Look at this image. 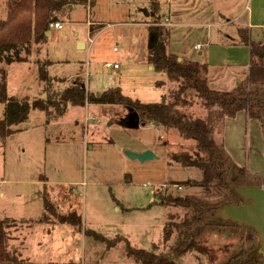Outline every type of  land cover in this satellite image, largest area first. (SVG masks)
Masks as SVG:
<instances>
[{"label": "rangeland", "instance_id": "obj_1", "mask_svg": "<svg viewBox=\"0 0 264 264\" xmlns=\"http://www.w3.org/2000/svg\"><path fill=\"white\" fill-rule=\"evenodd\" d=\"M7 8L6 0H0V21L6 19ZM248 15L255 25H264V0H87L86 7L77 6L60 18L62 30L50 29L43 45L31 46L25 63H0L6 72V95L28 102L45 99L36 64L40 62L50 64L51 78L83 80L88 98L118 90L132 102L166 104L177 85L149 64L153 37L148 27L163 31L156 40L165 53L206 65L211 90L249 95L260 88L249 76L244 41L263 43L264 30L248 29ZM77 43H83L82 48ZM193 102L185 109L187 116L208 124L214 146L237 168L232 173L238 179V186L231 187L233 198L227 190L216 189V182L191 186L202 181L203 172L184 168L181 156L197 152V144L184 141L174 130L123 128L119 122L128 111L88 100L49 125L41 112L32 111L28 123L0 140V217L22 223L9 231V247L26 264H140L126 257L127 244L168 256L174 264H209V258L194 252L174 256L176 229L169 243L163 242L167 223L180 225L193 215L192 209L176 207L169 198H189L216 209V227L205 228L197 238L215 253L213 264H225L241 251L256 254L257 233L218 215L249 203L237 189L264 190V120H250L242 112L234 120L221 121L217 107L211 112L201 101ZM2 115L0 105V120ZM125 152H150L155 159L139 163ZM46 194L59 213L80 217L81 233L50 215L37 222ZM84 231L119 243L107 248L85 237Z\"/></svg>", "mask_w": 264, "mask_h": 264}, {"label": "trees", "instance_id": "obj_2", "mask_svg": "<svg viewBox=\"0 0 264 264\" xmlns=\"http://www.w3.org/2000/svg\"><path fill=\"white\" fill-rule=\"evenodd\" d=\"M6 2L7 17L0 21V63L7 66L13 63H25L27 56H30L31 46L43 45L46 41L45 34L49 33L52 25L57 24L66 14L70 16L75 7L87 6V0H6ZM148 32L153 37L152 49L149 50V64L154 71L165 73L168 80L177 85V89L169 95L168 103L145 105L138 101L132 102L123 97L118 90H111L100 96L91 95L88 98L83 80L76 78L67 82L51 78L47 74L50 64L42 65L36 62L39 81L46 98L34 99L32 102L8 98L6 72L0 70V105L3 106L0 140L4 142L9 136L18 132L19 126L28 122L32 111L41 112L46 119V125H49L60 120L69 108H82L87 100L91 105L122 108L128 111L127 116L119 122L123 128L137 129L153 125L165 130H174L184 141L195 142L197 152L190 155L189 151H186L181 158L184 168H198L203 172L202 181L194 184L187 183V185L203 187L216 182V189L227 190L230 198H233L231 187L238 186V179L232 173L237 168L223 158L214 146L208 124L203 120L188 117L185 109L196 100L201 101V106L205 110L212 112V109L217 107L219 109L217 118L221 121L225 118L235 119L236 115L242 112L250 120H264V42L255 44L248 39L244 41L249 48L248 73L250 77L252 75V80H257L256 83L260 89L251 93L252 95L242 92L234 95L213 91L208 87L206 65L188 61L178 62L175 56L165 53V46L159 45L156 40L157 37L162 36V30L148 27ZM90 34H92L91 29ZM201 154L204 158L200 157ZM239 174L243 176L244 170L240 168ZM169 202L176 207L192 209L193 215L190 219L183 220L180 225L167 223L163 229V242L169 243L176 229L179 231V240L173 249L175 257L194 252L206 256L211 261L209 264H213L212 259L215 258V253L197 238H200L205 228L216 227L213 224L216 223V209L189 198H169ZM43 208L42 218L37 221L39 224L46 219L47 215H50L58 224L66 225L81 233L80 217L75 213H59L58 207L50 201L47 194L43 197ZM18 222L21 223L20 220L0 217V264H26L21 254L8 245L9 231L15 228ZM84 236L104 243L107 248H113L119 243L107 242L101 235L91 231H84ZM126 248V257H132L137 261L136 263L174 264L168 256L134 250L128 244ZM262 259L263 257L256 254L241 251L225 264H264ZM200 264L203 263L200 262Z\"/></svg>", "mask_w": 264, "mask_h": 264}, {"label": "water", "instance_id": "obj_3", "mask_svg": "<svg viewBox=\"0 0 264 264\" xmlns=\"http://www.w3.org/2000/svg\"><path fill=\"white\" fill-rule=\"evenodd\" d=\"M45 35L48 37L49 33H46ZM82 46V43H78L77 45L78 48H82ZM178 62H180L179 59ZM124 155L129 160L137 161L139 163L155 159L154 155L150 152H144L142 154L125 152ZM235 193L243 201L249 203L243 206H230L224 209L218 216L230 219L237 223H243L252 228L257 233L260 243V248L256 255L264 256V190L237 189ZM215 218H217V216Z\"/></svg>", "mask_w": 264, "mask_h": 264}, {"label": "crops", "instance_id": "obj_4", "mask_svg": "<svg viewBox=\"0 0 264 264\" xmlns=\"http://www.w3.org/2000/svg\"><path fill=\"white\" fill-rule=\"evenodd\" d=\"M247 28L248 29H250V30H253V31H259V30H264V25H255L254 23H253V18H252V15H248V26H247ZM77 45H78V43H77ZM82 45H83V43H82ZM198 47H199V45H198ZM249 66V65H248ZM206 79H207V77H206ZM207 83H208V81H207ZM209 85V84H208ZM209 87V86H208ZM210 88V87H209ZM232 120H234V119H232ZM28 123V122H27ZM137 154V153H136Z\"/></svg>", "mask_w": 264, "mask_h": 264}, {"label": "built area", "instance_id": "obj_5", "mask_svg": "<svg viewBox=\"0 0 264 264\" xmlns=\"http://www.w3.org/2000/svg\"><path fill=\"white\" fill-rule=\"evenodd\" d=\"M51 28L55 29V30H58V31L62 30V26L59 23L52 25ZM116 51L117 50L114 49V52H116ZM106 67H108V68L112 67L114 70H116L118 68V66H116V65L111 66L110 64H107Z\"/></svg>", "mask_w": 264, "mask_h": 264}]
</instances>
